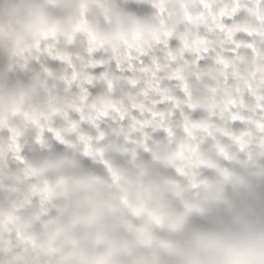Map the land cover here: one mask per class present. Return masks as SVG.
Masks as SVG:
<instances>
[{"label":"clouds","instance_id":"clouds-1","mask_svg":"<svg viewBox=\"0 0 264 264\" xmlns=\"http://www.w3.org/2000/svg\"><path fill=\"white\" fill-rule=\"evenodd\" d=\"M0 264H264V0H0Z\"/></svg>","mask_w":264,"mask_h":264}]
</instances>
